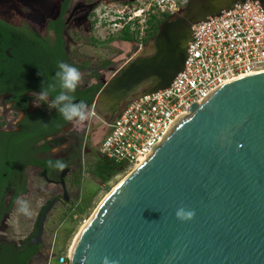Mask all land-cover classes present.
I'll return each instance as SVG.
<instances>
[{
    "label": "water",
    "instance_id": "95a60500",
    "mask_svg": "<svg viewBox=\"0 0 264 264\" xmlns=\"http://www.w3.org/2000/svg\"><path fill=\"white\" fill-rule=\"evenodd\" d=\"M243 1L188 0L158 25L143 53L102 84L89 107L94 117L106 126L126 103L167 88L182 70L192 25ZM251 1L264 7V0ZM54 204H45L27 245L41 243ZM179 208L193 217L177 218ZM105 261L264 264V72L191 104L189 116L100 201L67 262Z\"/></svg>",
    "mask_w": 264,
    "mask_h": 264
},
{
    "label": "flooded vegetation",
    "instance_id": "af4514ba",
    "mask_svg": "<svg viewBox=\"0 0 264 264\" xmlns=\"http://www.w3.org/2000/svg\"><path fill=\"white\" fill-rule=\"evenodd\" d=\"M139 1L84 0L86 4L83 7L82 5L70 7L71 0H52L46 6L40 3V5L36 3L30 6L27 2L10 0L15 8L4 10L5 15H9L5 20L0 18V166L7 167L8 172L7 183L3 188L5 193L2 197L4 210L7 209L14 193L21 191L23 177L29 170L36 171V174L46 182L60 186L61 193L52 196L48 201L54 199L55 203L67 202V195L66 201L63 196L64 192L66 193V184H69L66 176L71 171L73 174L70 181L76 185L79 158L75 150L76 139L80 132L69 131L68 126H71V122L78 118L65 120L59 109L66 104H78L83 100L85 106L81 111L87 112L90 109L88 104L90 90L99 81L95 71L80 70V72L85 71L83 73L88 78L83 84H77V87L72 90L62 87L61 79L56 75L57 72L62 71L57 67V61H65L67 53L68 59L75 63L73 56L66 48V42H74L65 36L66 15L76 13L79 15L77 19H80L82 14L86 15V21H88L86 35H89L85 41L96 42L90 33L96 23L95 14L100 4L113 6V11L118 10L120 6V12L127 14L132 10L131 5ZM146 14L149 15V12L137 14L134 20L127 24L134 38L138 40V42L133 40L130 43L140 44L146 36L148 27ZM140 21L144 26L139 30L135 25H140ZM73 24L80 26L77 22ZM132 25L135 27L134 30H131ZM41 91L47 93L43 101L38 98ZM61 93L70 99L56 101L53 104L56 96ZM76 93H80V98H73ZM45 146L50 148L45 150ZM54 149H57L56 154L52 152ZM57 159L66 163L63 168L66 171L62 176L64 187L59 183L63 169L57 170L48 164L49 160ZM33 160L43 161L45 167L33 163ZM7 197H9L8 202ZM9 212L10 210L3 212L0 224ZM33 235L32 231L25 239ZM25 239L18 244L5 239L0 240L20 245ZM38 245L41 248L42 242Z\"/></svg>",
    "mask_w": 264,
    "mask_h": 264
},
{
    "label": "built area",
    "instance_id": "2783aa9c",
    "mask_svg": "<svg viewBox=\"0 0 264 264\" xmlns=\"http://www.w3.org/2000/svg\"><path fill=\"white\" fill-rule=\"evenodd\" d=\"M146 1V8L120 12L112 25L121 30L141 12L177 14L188 2ZM191 30L182 70L167 88L122 107L106 125V135L97 148L101 155L134 169L153 153L179 120L189 116L191 104L201 105L223 84L264 72V7L258 1L236 3L218 16L195 23ZM67 260V254L60 255L56 264H68Z\"/></svg>",
    "mask_w": 264,
    "mask_h": 264
},
{
    "label": "rangeland",
    "instance_id": "374dc122",
    "mask_svg": "<svg viewBox=\"0 0 264 264\" xmlns=\"http://www.w3.org/2000/svg\"><path fill=\"white\" fill-rule=\"evenodd\" d=\"M19 1L27 2L30 6L36 3L37 5L40 3L46 6L47 3L52 2V0H33L32 4V0ZM143 1H145V4H143ZM146 3V0H140L131 5V8H146ZM85 4L84 0H71L69 6L82 5L83 7ZM102 5H105V3L99 5L98 12L95 14L96 23L93 25L92 33H90V36H92L96 42L85 41L89 34L86 35L88 21H86L87 16L84 14L81 15L80 19H77L79 15L76 13L66 15L67 32L65 36L67 39L69 38L74 41L66 42V48L73 56L75 63L79 64L81 61L89 62L85 70L95 71L98 75V81L103 84L131 57L138 53H143L146 50L148 42L144 43L142 41L140 44H132L130 42L124 43L119 41L115 35L120 28L112 24L117 22V18L121 16V7L118 6V10L113 11V6ZM12 7L15 8L14 5L10 3V0H0V13L2 14L0 18H4L5 20L6 17H9L8 14L5 15L4 10H9ZM148 16L149 15L146 14L145 19H147ZM75 22L79 23L80 26L73 24ZM143 26L144 24L142 21H140V25H135L136 29L139 30ZM110 36L114 38L112 37V39H109L111 38ZM106 62L107 66L105 68L102 67L103 63ZM83 72H81V80L78 84H83L85 79H88ZM88 112L89 110L85 112L86 116ZM71 124V126H68L69 131L76 133L80 132L83 135L80 151V164L83 166V164L85 165L87 163L92 153L95 152L96 144L102 139L106 127L96 117L90 116L84 121L75 119ZM52 152L56 154L57 149L52 150ZM131 171L132 168H125V170L111 177L107 183L103 184L83 176L81 178V186L79 187L73 185L71 182L72 171L69 175L67 174L66 181H68L69 184H66V195L68 200L67 202L59 201L55 203L48 212L43 224L42 247L28 264H53L54 258L57 257L64 248L68 256L70 245L79 229L92 215L104 196ZM22 184L25 190L18 197L29 201L32 215L24 216L18 213L16 210L18 205L14 202L10 212L4 216L0 224V239H5L15 244L20 243L31 234L38 212L48 199L61 193L59 185L46 182L42 177L38 176L34 170H29L28 174L23 177ZM81 191L95 192L92 206L86 213L69 218V207L75 202L76 197L81 194ZM6 201H9V197H7ZM69 230H71V232H68Z\"/></svg>",
    "mask_w": 264,
    "mask_h": 264
},
{
    "label": "trees",
    "instance_id": "16d2710c",
    "mask_svg": "<svg viewBox=\"0 0 264 264\" xmlns=\"http://www.w3.org/2000/svg\"><path fill=\"white\" fill-rule=\"evenodd\" d=\"M168 14H158V13H150L148 18H147V31H146V36L143 39V42L146 43L149 39H151L154 34L157 31L158 25L168 17ZM112 39L113 36H110ZM115 37L121 41V42H138L137 39L134 38L133 32L130 31V28L128 25L124 26L119 32L116 33ZM114 38V37H113ZM65 62L69 64L75 65L79 70H85L88 66L86 61H81L80 65H76L74 62H71L68 59L67 53L65 54ZM107 62L103 63L102 67H106ZM102 87V83L98 82L96 85H94L91 90L90 94L88 97V104L89 106L92 104L93 99L96 95V93L99 91V89ZM80 93H76L73 98H80ZM70 97H68V100ZM106 127V126H105ZM107 128H105V132L103 134V137L106 135ZM102 137V139H103ZM101 139V140H102ZM100 140V141H101ZM100 141L96 144L95 147V152L92 153L91 157L88 159L87 163L83 166L80 164V151H81V145L83 142V135L82 133H79L76 139V155L79 158V164H78V171H77V180L75 182L76 186L79 187L81 186V178L83 176L89 177L92 181H99L100 183H107L109 179L116 174H119L123 170H125L126 166L125 163L123 162H115L109 158H106L105 156L101 155L98 152V145ZM50 148L49 146H45L44 149ZM33 163L45 167L44 162L41 160H33ZM8 172H7V167L5 166H0V220L2 217L3 212H8L13 203L16 200V197L19 195V193L24 192V187L21 188V191H16L12 198L9 201V204L7 206V209L4 210V203H3V195L5 191H3L4 186L7 183V177ZM95 192H90V191H81V194L76 197V200L74 203L71 204L69 207V218L75 215H82L86 213L92 206L93 199H94ZM45 205H43L38 213L37 219L34 224V230L33 234L36 230V223L39 217L40 212L44 208ZM68 232H71L69 230ZM27 240L20 244V245H14L13 243H7L5 241L0 240V264H28L32 257L37 253V251L40 248V245L37 246H29L27 245ZM66 255V249L64 248L60 255ZM57 256V257H58ZM54 258V263L56 264V258Z\"/></svg>",
    "mask_w": 264,
    "mask_h": 264
},
{
    "label": "clouds",
    "instance_id": "9594fccd",
    "mask_svg": "<svg viewBox=\"0 0 264 264\" xmlns=\"http://www.w3.org/2000/svg\"><path fill=\"white\" fill-rule=\"evenodd\" d=\"M57 67L61 69L62 71L57 72L56 75L60 77L62 82V87L72 90L77 87V84L81 80V72L80 70L73 64H69L63 60L57 61ZM47 93L44 91H41L38 94L39 100L43 101L46 98ZM68 99L63 93L56 96L55 101H53V104L56 103V101H63ZM85 106V102L82 100L78 104H66L63 107L59 109V112L63 116L65 120H71L73 117H77L79 120L84 121L86 118L92 115V113L89 111L87 113V116L84 112L81 111V109ZM49 166L56 168L57 170H62L66 163L63 160L57 159L55 161L49 160L48 161ZM17 207V212L23 214L24 216H31V208L29 201L26 199H22L20 197H17L15 200ZM176 217L181 220L191 219L194 215L193 211L185 210L183 208H179L176 210L175 213ZM105 264H107V261H105Z\"/></svg>",
    "mask_w": 264,
    "mask_h": 264
},
{
    "label": "bare ground",
    "instance_id": "6f19581e",
    "mask_svg": "<svg viewBox=\"0 0 264 264\" xmlns=\"http://www.w3.org/2000/svg\"><path fill=\"white\" fill-rule=\"evenodd\" d=\"M115 186H116V185H115ZM115 186H114V187H115ZM112 189H113V188H112ZM112 189H111V190H112ZM107 194H108V193H107ZM107 194H106V195H107ZM106 195H105V196H106ZM105 196H104V197H105ZM86 221H87V220H86ZM85 223H86V222H85ZM85 223H84V224H85ZM81 228H82V227H81ZM81 228H80V229H81ZM80 229H79V231H80ZM79 231H78V232H79ZM77 234H78V233H77ZM77 234H76V236H77ZM76 236L74 237V239H73V241H72V243H71V245H70V248H69V251H68V253H69V252H71V249H72V244H73V242H74V240H75Z\"/></svg>",
    "mask_w": 264,
    "mask_h": 264
}]
</instances>
